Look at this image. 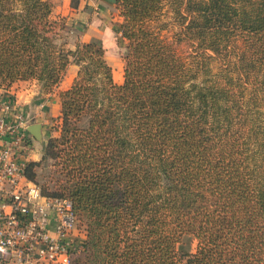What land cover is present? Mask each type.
<instances>
[{"label":"trees","instance_id":"16d2710c","mask_svg":"<svg viewBox=\"0 0 264 264\" xmlns=\"http://www.w3.org/2000/svg\"><path fill=\"white\" fill-rule=\"evenodd\" d=\"M115 5L111 44L72 49L55 0H0V88L36 81L49 95L79 67L44 148L58 179L42 187L72 200L86 228L72 264H264V0ZM166 9L190 61L154 27ZM111 55L124 61L122 85ZM39 166L28 163L29 180ZM184 236L193 253L178 249Z\"/></svg>","mask_w":264,"mask_h":264},{"label":"built area","instance_id":"2783aa9c","mask_svg":"<svg viewBox=\"0 0 264 264\" xmlns=\"http://www.w3.org/2000/svg\"><path fill=\"white\" fill-rule=\"evenodd\" d=\"M0 116V264H72L86 250L87 232L72 200L46 195L26 177L35 151L29 121Z\"/></svg>","mask_w":264,"mask_h":264},{"label":"crops","instance_id":"0c3cea01","mask_svg":"<svg viewBox=\"0 0 264 264\" xmlns=\"http://www.w3.org/2000/svg\"><path fill=\"white\" fill-rule=\"evenodd\" d=\"M55 2L54 16L68 19L67 32L70 35L69 45L72 49H75L79 42L89 43L94 40H103L106 30H117V24L121 22L115 0H79L77 9L72 7V0H55ZM107 62L113 69L114 82L122 85L125 70L122 58L111 55L107 57ZM78 71L79 67L72 64L57 91L49 95L41 94L40 100L37 95L39 85L36 81L19 82L10 89L0 88V116L10 112L5 110V107L11 104L10 115L14 112L22 113L29 121L28 128L37 120L41 123L42 134H44L50 117L61 114L58 92L71 88ZM34 142L35 151L31 156V161H34L38 141L34 139Z\"/></svg>","mask_w":264,"mask_h":264},{"label":"rangeland","instance_id":"374dc122","mask_svg":"<svg viewBox=\"0 0 264 264\" xmlns=\"http://www.w3.org/2000/svg\"><path fill=\"white\" fill-rule=\"evenodd\" d=\"M55 5H56V2H55ZM119 16H120V13H119ZM60 18L61 17L54 16V19L59 23H60ZM121 23H122V19H121V22L117 24L118 25L117 30L112 29L111 31H117L120 33ZM68 26H69V22L67 19V23L65 25L66 32H67ZM154 27L156 28L157 31H159L160 36L174 48L177 54H179L186 61H190V56L193 55L194 48L189 43H186V42L178 43L176 35L179 32V28L173 18V15L170 12H168V9H166L165 15L161 18L160 22H158L157 24H154ZM67 37L69 40L70 35L67 34ZM105 38H106L105 40L106 44L110 45L111 38L109 36L108 37L105 36ZM221 67L222 66L220 62L214 63L213 64L214 72H218ZM38 85H39V91H37V95L39 98L38 100H40L41 94L43 95L44 93L42 91L41 85L40 84ZM61 116L62 115L60 114L59 116L50 117V120L47 123L48 127H46L45 133L42 134V141L37 142L34 162L40 163V166L36 169V173H37L36 183L43 188L52 189L55 181L58 179V174L56 173V169L53 166L54 162L49 159H46V160H43V159H44V148L47 142L51 138H56V137H59L60 135L59 127L61 125ZM33 123H34L33 125L41 124L37 120H35ZM196 246H197V243L192 236H184V238L182 239V242L178 246V249L182 252L193 253L196 249ZM88 256L89 255L82 257V259H80V264H93L91 262L93 258H89Z\"/></svg>","mask_w":264,"mask_h":264},{"label":"water","instance_id":"95a60500","mask_svg":"<svg viewBox=\"0 0 264 264\" xmlns=\"http://www.w3.org/2000/svg\"><path fill=\"white\" fill-rule=\"evenodd\" d=\"M28 131L36 141H42V126L40 124L30 126Z\"/></svg>","mask_w":264,"mask_h":264}]
</instances>
